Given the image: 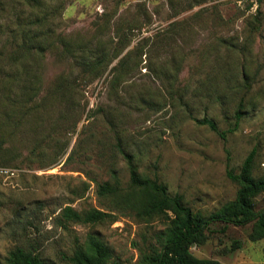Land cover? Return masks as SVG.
<instances>
[{
	"label": "rangeland",
	"instance_id": "obj_1",
	"mask_svg": "<svg viewBox=\"0 0 264 264\" xmlns=\"http://www.w3.org/2000/svg\"><path fill=\"white\" fill-rule=\"evenodd\" d=\"M38 30L46 50L30 60L24 83L37 94L11 90L34 107L20 109L0 92V169H9L0 174V264L14 247L68 264L60 255L90 230L113 257L135 262L162 222L132 213L112 224L56 219L66 206L109 209L97 185L114 172L128 186L124 153L140 175L205 214L235 198L226 171L238 172L249 152L254 177L264 175V0H0V49ZM203 118L218 132L197 124ZM261 210L264 193L255 200ZM250 230L212 223L191 252L264 264V242L251 241Z\"/></svg>",
	"mask_w": 264,
	"mask_h": 264
},
{
	"label": "trees",
	"instance_id": "obj_2",
	"mask_svg": "<svg viewBox=\"0 0 264 264\" xmlns=\"http://www.w3.org/2000/svg\"><path fill=\"white\" fill-rule=\"evenodd\" d=\"M47 17L48 15L44 19ZM43 35L44 32L41 30L31 34L20 31L19 45L9 50H6V46L0 49V92L4 100L20 109L34 106H26L30 103V98L18 101L16 95H11V90L16 86L21 96H29L31 91V95L37 94L35 88L30 89L24 83L25 77L32 73L30 60L46 50L40 42ZM14 36L16 33L11 34L12 38ZM60 43L68 52L66 44L62 40ZM239 117L240 112L236 114V119ZM199 123L207 124L212 131L218 132L211 119L203 118L197 121V124ZM123 155L129 170L128 186L121 187L114 172L112 182L106 181L97 185L96 194L110 200L109 209L91 207L78 212L66 206L56 217L62 225L66 223L96 225L106 221L112 224L119 219L118 217H123L127 213H132L135 219L145 224L162 222L164 228L157 234L155 244H149L145 240L143 247H137L136 243H133V246L137 247L138 257L135 262L129 264H222L209 258L199 259L191 252L192 246L204 242L209 234V226L215 222L235 226L249 224L251 225L249 239L264 242V210L255 211V200L264 193V175L261 177L253 175L255 151L248 153L238 172L227 169V178L238 185L235 198L211 214L192 210L185 204L181 195L172 196L163 183L140 175L130 154ZM262 252L264 255V244ZM113 256L101 235L93 230L86 234L82 243H75L70 255H60L68 264H125ZM6 264L48 263L34 250L14 247L7 254Z\"/></svg>",
	"mask_w": 264,
	"mask_h": 264
},
{
	"label": "built area",
	"instance_id": "obj_3",
	"mask_svg": "<svg viewBox=\"0 0 264 264\" xmlns=\"http://www.w3.org/2000/svg\"><path fill=\"white\" fill-rule=\"evenodd\" d=\"M9 172V169H0V174H6Z\"/></svg>",
	"mask_w": 264,
	"mask_h": 264
}]
</instances>
